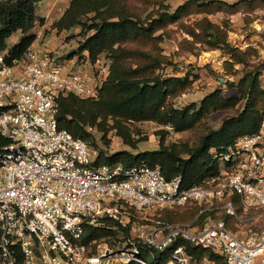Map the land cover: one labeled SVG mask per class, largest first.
Masks as SVG:
<instances>
[{"label": "built area", "instance_id": "1", "mask_svg": "<svg viewBox=\"0 0 264 264\" xmlns=\"http://www.w3.org/2000/svg\"><path fill=\"white\" fill-rule=\"evenodd\" d=\"M10 54L0 53V136L9 139L0 146V264H151L145 245L172 247L165 264H212L209 253L226 264H264V227L240 232L220 219L196 229L155 216L210 198L225 199L234 215L233 195L246 208L264 207V119L258 132L210 150L218 168L203 184L167 179L145 158L97 165L98 150L60 128V96L98 98L111 60L83 52V66H68L33 46L11 61ZM102 218L128 230L124 244L84 241L86 224Z\"/></svg>", "mask_w": 264, "mask_h": 264}, {"label": "trees", "instance_id": "2", "mask_svg": "<svg viewBox=\"0 0 264 264\" xmlns=\"http://www.w3.org/2000/svg\"><path fill=\"white\" fill-rule=\"evenodd\" d=\"M45 1L0 0V53L9 49V61L24 56L35 42L37 35L31 31L37 22L38 7ZM258 2L187 0L176 9L158 3L159 8L139 13L130 0H70L62 16L54 23V28L64 31L80 27L85 37L78 51L88 52L91 61L106 53L111 62L98 98H84L73 93L60 96V128L67 129L98 150L97 165L121 163L131 166L145 158L151 165H160L167 179L181 175L185 186L203 184L204 179L218 168V163H212L210 150L227 148L240 136L258 132L262 124L264 88L260 83V68L245 70L236 85L233 81H227L229 85L241 89L240 97H227L219 87L205 94L200 103L192 102L178 107L173 99L191 86L192 70L183 75L165 74V66L172 62L161 53L159 43L169 32L168 27L178 24L189 13L252 12ZM202 21L206 22L208 28V46L220 49L224 55L231 57L225 64L233 66L237 62H247L253 49L242 50L230 43L227 23L221 27L208 18ZM190 31L195 33V30ZM17 32H21L19 41L10 45V37ZM198 77V74L194 75L195 79ZM240 101L242 110L224 119L218 128L209 129L198 143L166 144L171 128L176 132L191 130L211 112L233 109ZM125 121H154L162 125L163 128L158 131L161 135L160 148L139 153L130 150L110 153L100 142L104 141L111 129L120 130ZM96 132H103L100 140ZM119 133L122 134V131ZM123 137L125 142L133 144L131 139ZM8 142V138L0 136V146ZM234 199L236 204H240L239 195H234ZM120 234L125 236L128 230L110 218H102L100 225L86 224L84 241L90 243L95 239H118ZM171 250L172 247L159 250L145 245L142 256L151 264H165ZM193 252L202 256L205 251L194 248ZM19 257L22 259L20 251ZM209 258L216 260V264H226L221 255L209 253ZM129 264L142 263L132 261Z\"/></svg>", "mask_w": 264, "mask_h": 264}, {"label": "rangeland", "instance_id": "3", "mask_svg": "<svg viewBox=\"0 0 264 264\" xmlns=\"http://www.w3.org/2000/svg\"><path fill=\"white\" fill-rule=\"evenodd\" d=\"M69 1L46 0L43 2L38 7L37 22L31 32L39 35L36 40L40 47L37 48H47L68 66L80 67L84 64L83 59H86L85 55L78 51L85 34L81 32L80 27L64 31H58L54 28V23L62 16L60 14ZM186 1L130 0V4L135 8L136 12L146 13L154 8H159L158 3L167 4L170 9H176ZM227 1L233 3L238 0ZM205 18L221 27L224 23H227L228 41L235 47L242 50L253 49L247 58V62H237L233 66L225 64V61L231 59V57L224 55L220 49H212L206 43L209 37L206 35V30H208L206 22L202 21ZM190 30H195V33ZM168 31L165 39L159 43L161 53L172 62L165 66L164 73L183 75L192 70L193 74L191 76V86L173 99L176 106L183 107L192 102L200 103L205 94L219 87L227 97H240L242 95L241 89L237 86L229 85L227 81H233L236 85L243 77L245 70L250 68H260V83L264 88V0H259L257 7L252 12L239 11L233 14H229L226 11H219L214 14L192 12L183 16L178 24L170 25ZM20 37L21 32L12 35L9 39V44H12ZM49 41H52V45L44 46V43ZM101 56L106 64L111 60L106 53ZM196 74L199 75L197 79L194 78ZM241 110L242 102L240 101L233 109L211 112L191 130L176 132L171 128L166 144L187 142L190 145H194L199 142L200 137L209 129L218 128L224 119L237 114ZM110 122L113 123V121ZM161 128L163 126L154 121H125L120 130L119 128L111 129L107 137L104 138L105 142L101 140L100 144L107 147L110 153L119 150H130L133 153L153 151L160 148L161 135L158 131ZM120 131H122V134L119 133ZM96 135L100 140L103 132H96ZM123 136L131 139L133 144L125 142ZM232 198L236 205L234 215L228 214L225 199L210 198L201 202L189 203L183 207L157 211L155 216L158 218L160 215V218L165 221L169 219L185 223L196 229L220 219H224L231 228L240 232H246L250 228L264 227V207L246 208L241 198L240 204H236L234 195ZM196 209H199L198 212ZM126 238L127 235L120 234L118 239H99L98 244L102 243L110 247H118L124 244ZM211 262L216 264V260L211 259Z\"/></svg>", "mask_w": 264, "mask_h": 264}, {"label": "crops", "instance_id": "4", "mask_svg": "<svg viewBox=\"0 0 264 264\" xmlns=\"http://www.w3.org/2000/svg\"><path fill=\"white\" fill-rule=\"evenodd\" d=\"M68 5H69V3L65 6V8H66ZM65 8L63 9V12L60 14V16L64 13ZM37 37H39V35H37ZM19 39H20V38H19ZM19 39H17V40H16L15 42H13L12 44L18 42ZM52 41H53V40H52ZM52 41L45 42V43H44V46H45V45H47V46L50 45V46H51V45H52ZM37 42H38V41L36 40L32 46H33V47H40L39 44H38ZM12 44H10V45H12ZM228 60H229V59H228Z\"/></svg>", "mask_w": 264, "mask_h": 264}]
</instances>
